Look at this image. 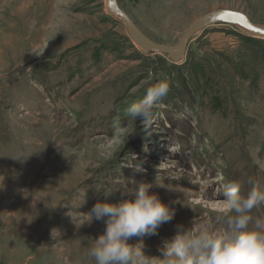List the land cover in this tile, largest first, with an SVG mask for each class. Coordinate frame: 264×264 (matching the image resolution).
I'll use <instances>...</instances> for the list:
<instances>
[{"label": "rangeland", "instance_id": "1", "mask_svg": "<svg viewBox=\"0 0 264 264\" xmlns=\"http://www.w3.org/2000/svg\"><path fill=\"white\" fill-rule=\"evenodd\" d=\"M116 3L164 45L217 9L264 25V0ZM254 39L210 25L172 61L138 46L106 0H0V264H95L107 218L87 215L134 202L140 184L174 213L144 237L145 256L163 259L178 228L228 232L217 222L226 186L246 196L251 179L264 193V39ZM162 82L170 91L150 122L133 119ZM249 215L264 221V204Z\"/></svg>", "mask_w": 264, "mask_h": 264}, {"label": "clouds", "instance_id": "2", "mask_svg": "<svg viewBox=\"0 0 264 264\" xmlns=\"http://www.w3.org/2000/svg\"><path fill=\"white\" fill-rule=\"evenodd\" d=\"M169 91V85L163 82L147 87L143 100L131 106L130 116L149 123L151 110ZM248 183L246 196H241V185L236 182L228 184L223 193L225 207L217 222L226 224L228 232L208 227L187 231L178 228L161 249L163 259L145 256L142 241L156 235L162 224L170 223L174 213L157 196L149 195V186L140 184L135 193L127 194L135 197L134 202H97L87 215L88 221L107 218L106 233L93 242L89 255L95 264H264V221L253 222L249 215L264 204V193L254 180ZM132 238H139L141 243L129 245L127 241Z\"/></svg>", "mask_w": 264, "mask_h": 264}, {"label": "water", "instance_id": "3", "mask_svg": "<svg viewBox=\"0 0 264 264\" xmlns=\"http://www.w3.org/2000/svg\"><path fill=\"white\" fill-rule=\"evenodd\" d=\"M106 10L111 15L120 18L125 25L129 37L138 46L149 51L164 53L172 61L180 60L186 48V43L193 34L210 25L235 24L254 37L264 39V25L253 22L244 12L234 9H217L199 16L185 29L174 45H164L148 38L133 23L128 14L117 5L116 0H106Z\"/></svg>", "mask_w": 264, "mask_h": 264}, {"label": "bare ground", "instance_id": "4", "mask_svg": "<svg viewBox=\"0 0 264 264\" xmlns=\"http://www.w3.org/2000/svg\"><path fill=\"white\" fill-rule=\"evenodd\" d=\"M120 19V18H119ZM28 215V214H27ZM92 224V223H91ZM99 229H105V227L104 226H102L101 228H99ZM101 230H100V232H101ZM42 236V235H41ZM81 236V235H80ZM41 247V246H40ZM62 254V253H61ZM69 259V258H68Z\"/></svg>", "mask_w": 264, "mask_h": 264}, {"label": "trees", "instance_id": "5", "mask_svg": "<svg viewBox=\"0 0 264 264\" xmlns=\"http://www.w3.org/2000/svg\"><path fill=\"white\" fill-rule=\"evenodd\" d=\"M255 42H260V41H263L262 39H254Z\"/></svg>", "mask_w": 264, "mask_h": 264}]
</instances>
